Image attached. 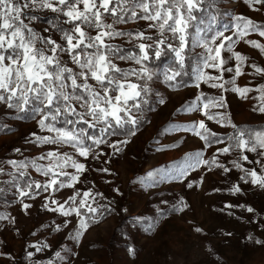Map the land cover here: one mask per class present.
Segmentation results:
<instances>
[{"label": "rangeland", "instance_id": "374dc122", "mask_svg": "<svg viewBox=\"0 0 264 264\" xmlns=\"http://www.w3.org/2000/svg\"><path fill=\"white\" fill-rule=\"evenodd\" d=\"M215 3L220 28L224 25L231 28L235 17L250 19L264 28V6L250 5L245 0H215ZM36 15L39 19L34 25L41 31L48 26L47 17L55 14ZM140 23L143 26L145 22ZM233 31L235 29L225 34L232 35ZM233 40L236 41L233 52L246 57L240 64L241 75H235L238 62L233 57L225 66L233 71L223 72V80L201 81L199 87L196 86V60L191 41L187 56L191 61L193 82L186 87L170 84L165 78V72L170 74L171 69L179 68L173 54L165 53L161 59H154L150 67L156 76L151 82L152 94L145 105L139 130L135 136L119 137L129 140L120 146L119 152L101 145L97 151L103 154L99 158L79 157V161L91 169L83 174L81 183L57 191L38 190L32 193L35 196L32 199L21 198L10 186V177L0 176V188L4 189L0 192V216L7 217L0 219V264H49V261L52 264H264V188L240 179L245 173L232 163L238 160L239 149H230L224 154L219 150L228 146L227 139L225 143L206 144L194 134L192 127L195 124L197 130L203 132L198 128L203 122L209 133L224 139L234 134L231 124L238 129L264 127V113L259 111L264 107V72L257 73L253 67L264 70V53L249 43L255 41L264 45V37L251 32L243 38L233 36ZM195 52H203V49L197 48ZM222 55L227 58L232 53ZM204 71L212 76L221 75L217 69ZM232 80L234 84L225 83ZM210 83H224V87L212 88ZM233 88L247 91L241 95ZM197 97H202L203 103H207L209 97L213 100L222 97L225 107L210 106L205 110ZM193 102L200 103V108L186 111ZM205 111L223 115L231 124L221 126L216 120H209ZM3 115L4 109L0 108V118ZM33 132L49 135L41 132L34 120L9 119L7 128L0 131V161L36 160L46 165L48 161L38 158L55 146L25 144V138L31 139ZM17 148L22 154L15 151ZM64 151L71 152L70 149ZM197 153L208 164L191 169L190 157ZM244 155L250 161L259 158L256 153L247 151ZM239 162L243 168L255 169L258 175H264L260 164ZM261 163L264 164V159ZM5 167L9 172L15 171ZM102 168L108 171H98ZM224 168L229 171L225 172ZM67 171L74 172V169ZM25 177L40 183L48 180L33 167L25 170ZM234 186H239L241 191L233 194L230 189ZM77 190L80 192L77 204L85 199L84 192H91L85 207L80 209L88 227L78 239L80 216L73 213L66 217L49 210L59 204L67 208L66 201ZM52 200L57 203L53 204ZM24 204L30 207L25 209ZM89 205L98 209L95 216L87 211ZM226 205L234 207L226 208ZM248 207L254 211L247 212ZM196 228L201 231L197 232ZM33 245L42 250L37 251ZM56 252L61 253V258L55 256Z\"/></svg>", "mask_w": 264, "mask_h": 264}, {"label": "snow or ice", "instance_id": "6c2138e0", "mask_svg": "<svg viewBox=\"0 0 264 264\" xmlns=\"http://www.w3.org/2000/svg\"><path fill=\"white\" fill-rule=\"evenodd\" d=\"M245 2L264 6V0ZM216 8L215 0H0V108L4 109L0 131L7 128L9 119L34 120L38 129L49 135L33 132L31 139L25 138L24 143L55 146L54 150L38 158L39 161H48L46 165L36 160L0 161V176L10 177V186L21 198L27 196L32 199L35 198L32 193L38 190L57 191L81 183L83 174L91 169L80 162L79 157L85 160L89 156L99 158L103 154L97 151L101 145L119 152L121 145L129 143L128 139L119 137L135 136L139 130L145 105H148V97L152 94L151 82L156 76L150 67L151 62L161 59L165 53L173 54L180 70L171 69V74L165 72L164 75L168 81H175L185 68L190 41L196 60L197 87L201 81L223 80V72L233 71L231 67H225L233 57L238 62L235 75H241L240 64L246 57L233 52L236 43L233 36L243 38L251 32H258L264 37V28L244 17H235L231 28L228 25L220 28ZM37 13L55 14L47 17L48 26L41 31H37L34 25L39 19ZM141 21L145 22L143 26ZM128 25L135 27L129 28ZM233 29L232 35L225 34ZM117 40L123 43H114ZM249 43L264 53V45L255 41ZM197 48L203 52H195ZM223 52L232 55L225 58ZM118 62L130 66L123 67ZM253 67L257 73L264 72L255 65ZM208 68L219 70L221 75H208L204 71ZM209 86L223 88L224 83H210ZM232 90L241 95L247 91L240 88ZM197 101L203 103V98L197 97ZM200 103L193 102L185 110L197 111ZM210 106L225 107L223 98L213 100L209 97L208 102L203 103V109ZM259 111L264 113V107ZM205 115L221 126L231 124L223 115H212L207 111ZM192 127L194 134L206 144L225 143L224 138L209 133L203 122L198 125L203 132L197 130L195 124ZM231 127L234 134L227 137L228 146L219 151L227 154L230 149H239L240 156L232 163L245 173L240 179L264 188V175H258L255 169L243 168L239 162L260 164L264 170L261 163L264 159V128L238 129L234 124ZM15 151L22 154L19 148ZM245 151L256 153L259 158L250 161L244 155ZM190 160L193 161L189 165L191 169L208 164L200 153ZM212 163L215 164V160ZM5 165L15 171L9 172ZM28 167L35 168L48 180L40 183L26 178ZM68 168L74 172H68ZM98 171L107 172L108 169ZM224 171L229 169L224 168ZM3 191L0 188V192ZM230 191L235 194L241 189L234 186ZM79 195L77 190L68 198L67 208L64 204L49 208L66 217L73 213L80 216L77 239L88 227L80 209L85 207L91 192H84L85 199L77 204ZM52 203L57 201L52 200ZM23 207L27 209L30 205L24 204ZM87 211L95 216L98 209L89 205ZM253 211L251 207L247 208V212ZM6 218L0 216V219ZM56 230H60L59 226ZM196 231L201 229L196 228ZM32 247L42 250L39 246ZM55 256L61 258V253L56 252Z\"/></svg>", "mask_w": 264, "mask_h": 264}, {"label": "trees", "instance_id": "16d2710c", "mask_svg": "<svg viewBox=\"0 0 264 264\" xmlns=\"http://www.w3.org/2000/svg\"><path fill=\"white\" fill-rule=\"evenodd\" d=\"M224 24L225 23H223V25ZM187 57L188 58L186 59V62H185V68L182 70V75L177 77L175 81H170V84L179 85V86H181L183 88V87H186V86L190 85L193 82V72H192L191 61H190L189 56H187ZM177 70H180V69L177 68ZM249 128H258V129H260V127H258V126L257 127L256 126H252V127H249ZM262 128H264V127H262ZM219 137H223V136H219ZM227 137H228V135L225 136V140L227 139Z\"/></svg>", "mask_w": 264, "mask_h": 264}]
</instances>
